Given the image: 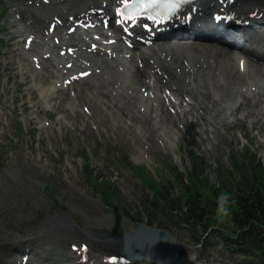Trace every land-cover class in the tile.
Listing matches in <instances>:
<instances>
[{"label": "rangeland", "instance_id": "obj_1", "mask_svg": "<svg viewBox=\"0 0 264 264\" xmlns=\"http://www.w3.org/2000/svg\"><path fill=\"white\" fill-rule=\"evenodd\" d=\"M48 76L49 73L44 75L46 83L48 82ZM78 86V88H74L78 100L75 111L72 112V110L67 109L69 103L67 102L69 97L68 92L62 91L59 100H56V102L58 101L56 109L64 114L68 130L65 134H54V136L58 140L61 137L63 142L67 144V149L71 148L72 150L65 155L66 157L61 158L62 164L64 162L67 163V160L80 162L84 158V155L80 154L82 153L80 147L83 142L92 149L97 160L100 158L101 161L105 154L102 152L110 149L114 152L115 157L118 153H121L120 156L123 154L124 158H127L128 153H134L135 155L128 159L132 162H137L133 157L138 156L137 148H139L140 150L149 152V162L153 167H159L162 165V162L173 163L172 155L168 149L158 148L154 145L155 141L153 140V136L156 133V129L152 126V111L144 115L137 109L132 108L122 109L119 112L117 109L112 110L103 104V97L98 98L99 92L105 91L106 87L101 89L93 88L91 90V83H78ZM104 97L107 100L110 99L109 94ZM204 100L206 101V99ZM105 109L116 112V114L106 116L99 112L105 111ZM204 110L207 115L206 108ZM165 111L168 120L170 121L172 119V124L175 126L181 125L191 130L206 127V121L201 123L200 119L193 112H177L174 108L166 109ZM261 121L262 119L259 117L257 118V126L255 127L245 125L243 126V130L239 132L237 129L231 132L227 131L226 141H224L225 145L217 149H214L216 145L212 143L214 139H208L210 142L206 140L208 138V131L207 133L205 131L202 135L198 132L189 133V135L183 134V137H181L183 142L177 144L179 145L182 157V150H185L188 154L190 153L189 151L196 152L203 158L205 163L202 162L203 164L201 165L205 167V175L211 180L209 182L213 183L216 181L217 175L234 173V169L240 167V164L235 163L238 161L235 155V165L229 162L227 151L228 154L230 150L232 152L234 149L240 152V147L246 148L247 146H252L251 149L254 152L260 151L262 146L264 148V125L260 126ZM192 124L195 125L193 126ZM223 127L225 126L219 124L218 130ZM157 130L160 132L161 128L158 127ZM220 131L222 132V129ZM220 131L215 135H219ZM13 133V139L10 141V151L0 174L1 209L4 207H13L17 204L24 205L25 207L36 206L41 208L43 202L53 205L64 202L70 207L64 210L68 212L78 225L83 221L85 225L93 229H105L110 233H115L121 230V228L127 230L133 226V224L129 223L127 226L124 216L119 212L110 213L107 208L101 205L99 198L95 194L90 196L87 193L91 181L87 179L88 176L86 173H84L83 177L78 175L75 179H72L71 174L67 175L66 173L60 172L59 162L55 166H47L44 164L45 167L42 168L41 163L44 162L37 163L33 159L34 155L32 156L26 152L27 149L31 150L27 146L26 140L23 143V140L15 134V131ZM100 137H102V140L98 142ZM216 143L219 144V141ZM130 144H133V146ZM208 154L209 161L212 164L206 163ZM262 158L264 160V157ZM1 160L2 157L0 155ZM137 164H142V162L138 161ZM115 169L114 175L117 176L116 181L103 178L110 183L108 194L118 197V206L133 214L136 209L132 203L135 202L136 204L140 202V198L147 192L143 187L147 185V181L143 180L140 184L139 180L131 174V171L129 172L120 164ZM96 173L103 176L98 172ZM90 178L93 179V177ZM160 178L165 179L166 174L160 175L159 179L156 178L155 180H160ZM194 178L197 189L201 191L208 190L209 184L207 180H204L200 174H196ZM166 180L161 181L165 182ZM81 182L84 187H81L79 190L85 191V194L81 192L71 198L70 194L72 192L69 193V189L65 188V185H80ZM158 185L161 187V184ZM44 186H46L45 191H48L45 195L42 193ZM48 186L50 189H46ZM75 236L73 235L71 238L75 239ZM182 240L189 246L188 249L182 250V257L186 260H193L194 258L200 260L198 256L193 254L194 245L190 238H182ZM59 246L62 249L63 244ZM206 254L211 255L219 264H225L227 261L220 251L214 250L212 247L206 249Z\"/></svg>", "mask_w": 264, "mask_h": 264}, {"label": "bare ground", "instance_id": "obj_2", "mask_svg": "<svg viewBox=\"0 0 264 264\" xmlns=\"http://www.w3.org/2000/svg\"><path fill=\"white\" fill-rule=\"evenodd\" d=\"M103 0H69L70 9L66 12L67 15H71L70 12H74L75 14H80L89 9L90 6L96 5L98 2H102ZM107 1V0H104ZM101 9V7H97ZM58 31L56 30L55 33ZM84 41V40H83ZM67 46H70L68 43ZM86 44L83 43L80 50L77 52V59L76 61L83 60L84 62L81 64H75L74 68L71 71H76L80 68V65L84 64L85 66L89 64L86 69L94 68L91 59H88L86 55H84L85 50H82ZM215 50V49H213ZM212 50V51H213ZM203 52V50H201ZM185 54L192 55V54H199L200 49H185ZM11 55L16 56L17 58H21L22 55L20 53L11 52ZM75 54V53H74ZM94 56V55H93ZM54 57V56H53ZM212 60L206 66L208 72L212 74H216L221 76V73L217 69V64L219 63L218 67L225 73V78H222L221 83H214V95L218 98H226V102L231 101V97L234 94V90L236 89L232 84L237 83L236 87L242 88L246 86L248 83H255L256 79L254 75L244 72L243 74L236 73V68L232 64L225 63L226 61L232 62V58H227L225 52L218 53L214 52L212 55ZM55 58V57H54ZM93 62H97V58L93 60ZM61 63V62H60ZM21 66L26 67V64L20 60ZM263 71L264 76V68H261ZM195 76V73L193 74ZM245 78L246 82H244L240 86L241 79ZM189 80L187 78L183 81V86L187 85ZM264 84V80H262ZM54 83L50 87L41 86L39 91L42 95V98L46 102H50V92L53 91L55 88ZM34 87H37L35 85ZM262 95H264V87L262 88ZM221 105V104H220ZM221 112L223 114H227V109H225L221 105ZM27 216H35L39 217L40 220L36 222L35 225H32L31 222L26 221ZM48 229H52L49 231ZM70 231L69 226L67 225L65 219L60 218L56 213L55 214H46L42 212H38L36 210L31 211L30 213H17L16 215L9 214L7 211H2L0 213V253H6V251L10 250L14 245H22L26 242H32L35 238H41V240H47V244L54 243L56 241L65 240L64 234ZM31 238V239H29ZM94 244L99 246V242H94ZM79 250V249H78ZM106 250L103 249V253Z\"/></svg>", "mask_w": 264, "mask_h": 264}, {"label": "trees", "instance_id": "obj_3", "mask_svg": "<svg viewBox=\"0 0 264 264\" xmlns=\"http://www.w3.org/2000/svg\"><path fill=\"white\" fill-rule=\"evenodd\" d=\"M183 187L187 196L190 197L186 203L188 210L185 214L187 217L185 219L187 220L192 219V221L194 220L200 224H206V221L215 220L217 218V211H220L218 200H221L227 205V213L223 216L226 215L228 219L232 220L235 227L240 230V235H243L248 230L251 234H258V232L255 231V225L259 224V226H264V221L257 217V212L264 210V197L261 196L260 193H255L256 197L253 198L252 202H249L248 198H250V196L245 195V190L241 192L227 190L225 193L216 194L218 200L204 199L198 192L194 191L191 194L187 186ZM244 229L247 230L243 231ZM258 240L264 241V231L261 232Z\"/></svg>", "mask_w": 264, "mask_h": 264}, {"label": "water", "instance_id": "obj_4", "mask_svg": "<svg viewBox=\"0 0 264 264\" xmlns=\"http://www.w3.org/2000/svg\"><path fill=\"white\" fill-rule=\"evenodd\" d=\"M140 230V229H139ZM129 236L130 234H127L124 236V242L125 244H129ZM148 236L150 238H154V237H158V239H160L161 245L164 246H172V248H175V246H177V243L174 241L173 237L165 232V231H148ZM138 240V233H136L133 244L135 248L141 249L142 252L139 254H142L144 257L151 259V258H155L158 257L161 253H159L158 251H154V250H159L160 247H154L153 245L147 244L144 240ZM165 250H167L168 248H164Z\"/></svg>", "mask_w": 264, "mask_h": 264}]
</instances>
